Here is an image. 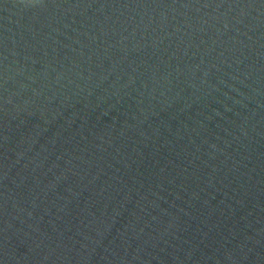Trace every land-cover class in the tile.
Wrapping results in <instances>:
<instances>
[{"label": "water", "instance_id": "obj_1", "mask_svg": "<svg viewBox=\"0 0 264 264\" xmlns=\"http://www.w3.org/2000/svg\"><path fill=\"white\" fill-rule=\"evenodd\" d=\"M19 12L0 0V264H264V4L155 9L178 21L155 36L21 37Z\"/></svg>", "mask_w": 264, "mask_h": 264}, {"label": "snow or ice", "instance_id": "obj_2", "mask_svg": "<svg viewBox=\"0 0 264 264\" xmlns=\"http://www.w3.org/2000/svg\"><path fill=\"white\" fill-rule=\"evenodd\" d=\"M241 2L242 0H13L14 6L20 10L14 27L21 37L29 34L35 35L38 31L42 33L47 30H75L81 27L88 29L89 26L93 30L103 31L110 35L113 30L119 28H123L124 31L128 28L139 29L141 25L147 23V28L152 29L148 35L155 36L157 33L168 31L174 23H178L175 17L169 20L167 15L158 16L155 9L167 7L204 9L239 5ZM243 2L252 4L256 0H243ZM259 2L264 4V0H259ZM117 6L152 9L154 14L147 21L143 17L137 21L134 16L113 19L112 16L106 15L109 9ZM52 9H74L75 13L69 20L67 15L61 17L59 13L52 17L50 14ZM97 26H99L98 29ZM183 27L184 25H179L177 31ZM7 32V21L4 17H0V73H3V63L7 61L9 48ZM6 86L7 81L4 80L3 74H0V102H2Z\"/></svg>", "mask_w": 264, "mask_h": 264}]
</instances>
